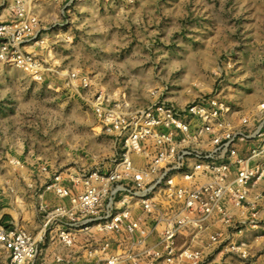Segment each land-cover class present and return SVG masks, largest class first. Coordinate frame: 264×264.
<instances>
[{"label":"built area","instance_id":"built-area-1","mask_svg":"<svg viewBox=\"0 0 264 264\" xmlns=\"http://www.w3.org/2000/svg\"><path fill=\"white\" fill-rule=\"evenodd\" d=\"M31 2L16 0L9 23H0V61L39 80L40 63L25 50L39 31L55 27L39 25ZM79 76L68 75L88 89ZM114 94L98 91L89 101L98 132L112 145L108 163L40 168L48 180L35 194L36 234L0 224L8 264H44L45 242L71 250L54 264H203L205 250L246 259L243 237L248 230L260 237L264 225L248 201L264 178V100L245 110L215 89L179 106L167 99L169 90L153 89L147 104L134 107L121 91ZM46 193L66 204L50 206ZM214 225L226 232L208 233ZM205 233L204 248H196Z\"/></svg>","mask_w":264,"mask_h":264},{"label":"rangeland","instance_id":"rangeland-1","mask_svg":"<svg viewBox=\"0 0 264 264\" xmlns=\"http://www.w3.org/2000/svg\"><path fill=\"white\" fill-rule=\"evenodd\" d=\"M100 1L107 4L108 15L105 20L108 24L125 25L117 28L118 44L109 58L99 46L103 37H92L89 30L91 23L85 20L87 17L84 13L81 14V19L78 18V22L87 28L78 33L79 30L61 26L66 20L62 9L59 16L54 15V18L57 17L56 21L42 23L32 12L31 2L29 12L37 18L39 25L55 27L52 31H39L36 36L37 44L25 50L39 61L41 79H34L28 72L0 61V202H15L20 212H26L25 219L34 218L37 214V199L34 189L33 192L28 191L32 189L29 188L30 184L15 170L24 165L10 159L9 155L15 157L20 152L24 155L31 154L48 171H78L81 168L90 170L97 163L107 164L112 145L107 137L98 132L89 101L98 91H105L112 97L117 90L122 91H111L100 86L103 82L110 81L112 74H119L120 85L122 80L127 81L121 76V72L123 68H130L125 61L132 54L131 45L139 42L144 45L145 38H152L148 35H152L153 31L150 30L153 27L159 25L164 32L160 35L163 39L161 44L156 43L154 38V41L149 40V45L153 46L146 50L151 55L156 54V49H178L175 44L172 47L168 45L171 39L177 38L189 45L192 51L189 57L195 58L202 50H210L211 64L216 70L213 74H208L203 82L212 84V91L222 90V95L227 99L229 93H235L234 90L241 87L238 86V78L249 73L254 86L247 93L256 100H264V0H182L179 21L172 16L177 0ZM15 4L16 0L8 6L9 14L2 22L9 23ZM204 8L208 10V18L198 14ZM177 24L180 27L178 34L172 32ZM76 41L80 43L78 49H75ZM163 44H167L166 47ZM183 44L179 47L181 54ZM47 55L57 68L49 69ZM61 59L63 63L60 62ZM65 68L69 69L65 81L54 77L53 80L50 79L51 75L56 77ZM105 68L107 71L102 74L101 70ZM71 69H81L82 73H77L79 77L88 78V89H84L79 81H70L68 75ZM137 69L132 68L131 72L135 73ZM176 80L177 77L163 80V83L167 82L164 87L170 90L173 88L171 83ZM64 83L67 89L78 83L83 92L73 95L62 88ZM195 87H200L201 91L208 90L199 83ZM132 98L131 102L135 107L145 105L141 96L133 94ZM8 207L14 209L15 204Z\"/></svg>","mask_w":264,"mask_h":264},{"label":"crops","instance_id":"crops-1","mask_svg":"<svg viewBox=\"0 0 264 264\" xmlns=\"http://www.w3.org/2000/svg\"><path fill=\"white\" fill-rule=\"evenodd\" d=\"M14 0H0V22L5 21L7 19V16L9 14L8 6L13 3ZM181 2L182 0H177L176 7L172 13V16L175 17L177 21H179L180 12L181 9ZM69 6V0H60V1H52V0H33L32 1V12L39 18V20L42 23L48 24L50 22L56 21L57 17L59 16L60 11L63 7ZM107 4L103 3L100 0H82L73 2L69 6V11L66 16V28H69L70 30L74 29L75 31L81 32L86 27H83V24L78 22V18L81 19V14L84 13L85 20L90 21L91 25H89V30L92 33V37H103V41H101V44L99 45L101 50L105 52L104 54L107 55L109 58L115 51L116 45L118 44L117 40V28H121L120 25L116 24L112 26L110 23L108 24L105 20L108 15V9L106 8ZM198 13L199 15H202V17L210 16L208 13V10L206 8L201 9ZM197 14V13H195ZM79 15V17H78ZM89 17V18H88ZM105 17V18H104ZM204 18V19H205ZM98 20L99 23H98ZM105 20V21H104ZM144 26V25H142ZM150 26V25H147ZM162 26V25H161ZM158 25L157 27L151 28L150 32L153 31L152 35H148L149 37L152 36V38L155 39L156 43L161 44V40H163L160 35L163 33L162 27ZM173 28V27H172ZM179 25L175 26L172 29V32H176L178 34L179 32ZM155 34V35H154ZM147 39L144 40L143 44L141 42L135 43L134 46L131 45V53L126 61L125 64L130 65L128 69H122L121 76L125 77L124 79H127V81L122 80V85L119 84L118 80H120L119 74L114 75L112 74L110 77V81L103 82L102 88H106L108 90H115V89H121L122 93L125 94L127 97L129 103L131 106H134L132 104L133 94H137L144 98V103L147 104L150 100L149 97V91L153 89H167V87H164V85L167 82L163 83V80L168 81L171 77H177V80L171 83V87L169 90V95H167V99L175 103L179 106H184L196 99V97L203 93H210L212 90V84L207 85V82H203L208 74H213L216 70L211 64V51L202 50L198 55H195V58L189 57L191 55V50L188 44H183V41L179 38L173 40L171 39L168 45H171L172 47L174 44L178 49H174L172 47L171 50L166 51L156 49V54L151 55V53L147 52V47H152L153 45H149V40L154 41V39ZM64 40V39H63ZM158 40V41H157ZM194 41V39H192ZM62 41V40H61ZM66 42V41H64ZM183 44V52L182 54L179 52L180 45ZM80 43L76 41L75 43V49L79 48ZM167 44H163V46L166 47ZM47 65L49 66V69L51 68H57L55 67V62H51L52 58L47 55ZM62 59H61V61ZM116 64V62H114ZM124 63V62H123ZM122 64V62H121ZM153 65V66H147V65ZM146 65V66H145ZM132 68H138L135 73L131 72ZM69 69L65 68L62 72H59V74L55 77V75H51L50 79L53 80L54 78H59L63 81L66 80L67 74ZM71 72H80L81 69H75L70 70ZM106 68L101 70V73H105ZM53 74V73H49ZM178 75V76H176ZM251 75L249 73H244L243 77L238 78L240 81V88H237V90H234L235 93H229L226 97L227 102L234 103L242 107L243 109H249L256 104L260 102V100H256L254 97H250L247 92L250 91V88L252 89V86H254V82H251ZM101 80L103 78L101 77ZM121 81V80H120ZM242 81V82H241ZM53 82V81H52ZM111 82V83H110ZM199 83L202 88H207L206 91H201L200 87L196 88L195 84ZM74 87L71 89H67L66 86H62L65 90H69L71 94L78 95V93L81 91L83 92V89L78 83H74ZM242 84V85H241ZM120 85L121 87H118ZM197 86V85H196ZM54 87V86H53ZM98 87V86H96ZM231 87V86H230ZM99 88V87H98ZM226 88V87H225ZM97 89V88H96ZM230 89H233L232 87ZM118 91V90H117ZM130 98L132 100H130ZM132 101V102H131ZM262 101V100H261ZM136 104V103H135ZM135 107V106H134ZM253 144H250L249 148H252ZM8 156V155H7ZM6 156V158H7ZM10 159H15L17 161H20L24 166L23 167H16L15 170L19 172V176L22 177L23 180L28 182L32 189H29L28 191L33 192L36 194L38 190L41 189V187L46 183L48 180V175L41 172L40 164L38 163V158L35 156H32L31 154H22L17 153L15 157H10ZM8 158V159H9ZM261 160H264L262 158ZM25 178V179H24ZM34 194V196H35ZM52 194V193H51ZM53 195V194H52ZM49 195L46 193L44 195L45 201L50 206H57L60 204H66L65 201L61 202L58 199L54 197V195ZM36 197V196H35ZM55 198L56 200L52 199ZM37 199V198H35ZM248 201L249 203H252L254 205L255 210L258 212V218L260 221L264 220V178L257 182V184L250 189L249 195H248ZM12 204H15L14 209H9L8 206H12ZM23 207V206H22ZM19 207V208H22ZM18 207L16 206V203L10 201V203H4L3 201L0 202V224L4 227L11 229L14 226L23 225L28 231H30L33 235L36 234L38 231L40 224H41V218L37 212L34 218L31 219H25L26 218V212H18ZM29 218V217H28ZM212 231L225 233L226 229H224L220 225H214L211 227L208 233H211ZM260 237H255L254 231H247L245 236L243 237L245 241H247L249 245L248 249V257L246 259H240L235 255H229L225 253H218L213 250H203L205 255V262L203 264H264V225L260 227ZM208 233H205L200 241H197L195 244L196 248H204V243L208 241L207 235ZM184 239L179 240L180 243ZM41 247V253L44 258V264H54V257L60 256V257H68V255L71 254V250L65 246L62 245H50L49 243L45 242L40 245ZM9 261V255L8 253L2 248L0 245V264H8Z\"/></svg>","mask_w":264,"mask_h":264}]
</instances>
